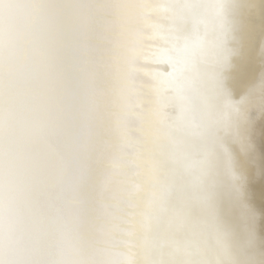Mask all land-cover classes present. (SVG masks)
<instances>
[{"label":"bare ground","instance_id":"bare-ground-1","mask_svg":"<svg viewBox=\"0 0 264 264\" xmlns=\"http://www.w3.org/2000/svg\"><path fill=\"white\" fill-rule=\"evenodd\" d=\"M242 6L0 0V264H48L52 244L53 264H264L226 141L250 145L263 102L260 79L222 82ZM250 187L264 230V177Z\"/></svg>","mask_w":264,"mask_h":264},{"label":"water","instance_id":"water-1","mask_svg":"<svg viewBox=\"0 0 264 264\" xmlns=\"http://www.w3.org/2000/svg\"><path fill=\"white\" fill-rule=\"evenodd\" d=\"M243 6L240 9L236 22L237 25L233 28L230 36H228V44L232 51L228 57V63L222 71V82L226 87V92L232 97L242 96L246 90H249L258 81L262 80L263 87V102L261 110L252 116V111L255 106H249L247 112L251 113L248 122L247 138L248 147L241 145L234 137L227 138V150L231 158V165L233 171V185L237 200L235 199L234 207L238 211V215L245 220L244 223L248 224L252 231L254 238L246 243V247L252 252L255 249L264 250V230L260 225L262 222V212L255 205L251 191V182L254 179H261L264 177V167L262 165L259 152V130L264 120V0H242ZM254 53V58L257 64L256 72L246 80V84L238 79V68L244 56H247L248 51ZM244 62V61H243ZM237 79V80H236ZM236 97V98H237ZM250 167V168H248ZM252 168V177L249 178L247 169ZM138 180H143L144 177L136 175ZM67 200V193L65 185L60 188L56 195V201L65 203ZM229 203V198L226 203H221V208ZM225 209H228V205ZM228 227L227 229H231ZM56 245V244H55ZM54 245V246H55ZM51 245L52 257H47V263L52 262L54 258V247ZM245 247V244H244ZM257 251V250H255ZM259 252V251H257ZM51 264V263H50ZM116 264V263H114Z\"/></svg>","mask_w":264,"mask_h":264}]
</instances>
